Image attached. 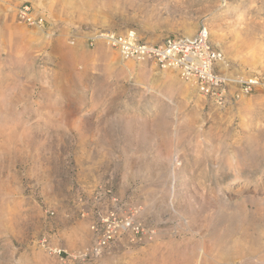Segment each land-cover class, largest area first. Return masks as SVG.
Here are the masks:
<instances>
[{
	"label": "rangeland",
	"instance_id": "1",
	"mask_svg": "<svg viewBox=\"0 0 264 264\" xmlns=\"http://www.w3.org/2000/svg\"><path fill=\"white\" fill-rule=\"evenodd\" d=\"M24 4L43 28L18 22ZM201 23L232 74L264 82V0H0V264L88 247L99 187L152 236L66 264H264V87L219 107L83 35L159 43Z\"/></svg>",
	"mask_w": 264,
	"mask_h": 264
},
{
	"label": "built area",
	"instance_id": "2",
	"mask_svg": "<svg viewBox=\"0 0 264 264\" xmlns=\"http://www.w3.org/2000/svg\"><path fill=\"white\" fill-rule=\"evenodd\" d=\"M18 22L28 26L43 28V14L34 13L29 5H20L14 9ZM88 46L102 42L114 50L123 61L151 62L160 70H174L181 79L190 82L204 98L210 99L219 107H224L240 98L252 94L257 88L264 87L258 76L232 74L224 54L210 40L206 23H201L195 34L172 35L159 43H147L140 40L134 30L121 33L93 31L84 33ZM93 203L97 207L92 212L80 210L81 218L89 217V230L92 243L75 254H67L59 248L49 247L43 240L42 247L59 261L94 262L99 259L120 237H126L131 244H139L150 238L152 232L136 218L135 214L120 212L118 200L111 191L99 187L93 192ZM105 198V199H104ZM82 206V200L79 199ZM107 205L102 209V204ZM52 216V212H48Z\"/></svg>",
	"mask_w": 264,
	"mask_h": 264
},
{
	"label": "bare ground",
	"instance_id": "3",
	"mask_svg": "<svg viewBox=\"0 0 264 264\" xmlns=\"http://www.w3.org/2000/svg\"><path fill=\"white\" fill-rule=\"evenodd\" d=\"M190 35H191V34H190ZM220 51H221V50H220ZM221 52H222V51H221ZM222 53H223V52H222ZM121 60H122V59H121ZM122 61H123V60H122ZM172 71H174V70H172ZM167 75H168V76H171L170 73H167Z\"/></svg>",
	"mask_w": 264,
	"mask_h": 264
}]
</instances>
